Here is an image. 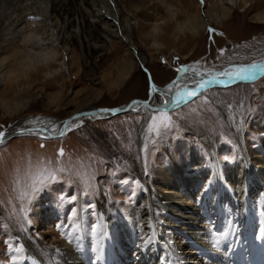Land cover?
<instances>
[{"label": "rangeland", "instance_id": "374dc122", "mask_svg": "<svg viewBox=\"0 0 264 264\" xmlns=\"http://www.w3.org/2000/svg\"><path fill=\"white\" fill-rule=\"evenodd\" d=\"M169 1L173 9L180 7L183 2V0ZM129 2L130 0L122 1L120 3L122 9L128 11ZM184 3L189 6L187 13H178V21L171 18L170 25L163 26L161 38L167 45L163 53L159 49H154L153 45H144L142 28L137 29H142L141 33L135 32L137 42L143 46L147 54L148 52L152 54V62L163 68L167 76L164 84L176 75L172 71L178 66L174 61L175 56L180 57V64H189L206 58L202 61V66L210 70H222L230 63H251L264 58V19L260 16L264 17V0H237L236 6L226 16L216 22L208 23L200 33L186 30L185 34L178 36L177 22L184 21L197 13L207 19L206 11L211 8L208 0H205L203 5L200 0H184ZM158 4L160 15L156 17L170 18L167 8L161 3ZM215 9L213 12L223 14V11ZM42 20L45 19L42 17ZM139 21L146 24L143 20ZM160 21L162 22L163 19ZM209 27L218 30L217 33L212 34L211 40L207 32ZM111 41L117 43L118 38L112 37ZM117 45H119L117 49L119 54L124 55L127 48L125 44L117 43ZM19 48L23 46L5 39L0 33V53L6 51L7 54L12 55ZM109 48L111 51L110 45ZM220 48L226 51L220 59H217ZM35 49L40 50L37 46ZM60 55L63 59V50ZM162 60H167V64L162 63ZM82 66L80 70L77 67L70 69L65 67L61 76L57 74L47 76V70L43 67L38 70L32 69L30 75L23 77L7 95L1 94L6 91L7 85L1 86L0 125L6 126L7 134L21 128L28 129L44 119H64L87 106L114 108L124 106L132 98L149 99V81L141 67L139 70L144 73L145 78L142 84L138 85L140 88L134 89L127 81L120 86L110 87V83L118 81L122 75L120 62L114 57L99 58L87 66L83 62ZM30 82L33 84L31 87ZM216 96L221 98V105L234 114L241 123L244 141L242 145L245 149L240 145L219 109ZM7 109L14 111L9 113ZM170 115L178 128L163 141L146 136L145 133L142 137L139 136V128L145 117V114L139 111H124L107 117H84L83 125L68 132L64 137L41 139L40 135L28 132L11 135L5 140V144L0 145V224H2L0 262L11 264L10 254L6 252V236L19 237L25 246L24 251L15 253L18 264H26L29 261L27 239L49 244L45 239L48 231H53L56 241L63 240L72 244L73 235H80L83 238L88 234L87 237H91L89 240L95 239L96 244L99 240L97 225L102 221V208L106 207L109 215L117 220L118 226L132 222L135 207L145 201L148 191L146 184L157 187L156 172L163 166L166 167L176 160L180 169L189 173L193 168L191 159L195 149L198 156L204 157V171L208 173L212 169L207 144L209 140L218 142L217 156L225 168L237 167L245 153L249 155V161L261 166L256 158L264 155V141L262 142L259 132V123L264 117V77L255 82H240L233 86L220 87L219 90H210L187 106L171 111ZM33 119L35 123H28ZM153 139L156 140L155 144L152 143ZM42 144L44 147H41ZM61 147L65 150L63 157L59 156ZM101 161H111V163H100ZM49 164L52 167H64L68 171L59 174L61 181L64 182L55 183L39 197L31 216L32 226H29L24 211L29 201L24 198V193L30 190L32 175L39 168ZM138 164L142 169L141 176L135 171L138 169ZM109 171L116 174L106 175ZM84 177L91 178L90 186L85 187ZM74 187L77 199L72 201ZM81 189L90 195L82 194ZM236 199L242 201L246 200V197H236ZM224 203L229 213L226 210L222 213L229 220L232 219L231 221L237 220L236 212L230 211L227 202ZM65 207L69 209L68 213L72 208L77 210L78 233L76 227L62 217ZM43 211H52L56 214L49 226L42 220ZM211 219L215 220V217L212 216ZM137 236L138 234L132 231L127 239L124 238L127 242L124 239H119L118 242L122 245L129 244L143 248V241L140 235L139 238ZM193 238L188 236L184 240L190 243L189 239ZM95 244L87 246L88 252L90 248L94 249ZM194 248V246L189 247L187 252L192 249V253H195L194 250L197 249ZM181 261L186 260L181 258Z\"/></svg>", "mask_w": 264, "mask_h": 264}, {"label": "bare ground", "instance_id": "6f19581e", "mask_svg": "<svg viewBox=\"0 0 264 264\" xmlns=\"http://www.w3.org/2000/svg\"><path fill=\"white\" fill-rule=\"evenodd\" d=\"M122 1L124 0H0V33L5 39L23 46L12 55L7 54L6 51L0 53V87L7 85L6 91L1 94H9L23 77L30 75L29 72L32 69L38 70L43 67L47 70V76L56 74L61 76L65 67L68 69L77 67L80 70L83 67V62L87 66L94 63V60L106 57L118 59L122 72L121 79L110 83V87L120 86L127 81L131 88H140L138 85H141L145 78L144 73L139 70L141 64L149 70L157 85L166 86L168 81L164 84L167 76H165L163 68L152 62V54L150 52L147 54L143 46L137 42L135 32L141 33L143 29L142 38L144 37V39L142 42L144 45H153L154 49H159L163 53V49L167 46L161 38L163 26L170 25L171 18L178 21V13H187L189 6L184 3V0L180 4L181 6L175 7V9L169 0H130V9L125 11L120 5ZM208 1L211 3V8L206 11L207 19L197 13L190 15L191 17L184 21L177 22L178 36L185 34L186 30L200 33L208 23L216 22L226 16L237 3V0ZM158 3L167 8L170 18L156 17L160 15ZM213 9L223 11V14L213 12ZM40 14L42 16H39ZM32 16H38L39 20H31ZM260 16L261 19H264L262 15ZM42 17L45 20H42ZM139 20H143L146 24H142ZM39 21L45 22L40 23ZM138 28L142 29L137 30ZM112 37L118 38V44H125L127 48L124 55L119 54L120 52L117 50L119 45L111 41ZM36 46L40 50L37 51ZM61 50L64 52L63 59L60 55ZM254 62H264V58ZM58 64L60 66H57ZM186 82L191 83L187 80L181 81L178 87L183 86ZM234 84L217 85L208 91L219 90L220 87H229ZM32 85L30 82V87ZM208 91L201 95H206ZM215 100L240 145L245 149L242 145L244 141L241 123L237 122L234 114L221 105L219 96H216ZM131 102L125 105L129 108ZM160 103V99L157 98L156 104ZM101 108L113 107L87 106L64 119H44L28 129L51 128L54 124H59L83 111L95 112V117L110 116L97 111ZM135 109H139V112L145 115H151L149 110L142 105H135L133 110L126 111L132 112L136 111ZM13 111L7 109L9 113ZM259 125L263 142L264 117ZM144 127H146L145 120L139 128L140 137L144 134L142 131ZM59 131L60 128H57L56 137H59ZM17 134H21L20 129L13 135ZM9 135H6L5 140L11 137ZM37 135L51 136L53 134L44 132ZM211 141H207V144L211 156L209 163L212 169L208 173L204 171V157L198 156L195 149H193L194 154L191 159L193 168L189 173L182 171L176 160L170 162L166 167L163 166L156 172L157 187L146 184L148 191L145 201L135 207L132 222L118 226L117 220L109 215L106 207L102 208V224L105 231L102 260L95 259L96 252L81 261L75 259V255L83 249V238L76 235V239H73L72 244H69L63 240L56 241L53 231H48L45 239L49 244L44 241L38 243L31 238L27 239L29 261L26 264H177V262L182 264L181 258L185 259L186 261L183 263L187 264H231L232 261L235 264H248L245 261L247 258L250 261L253 253L246 248L249 243L247 240L245 241L247 235L238 233L236 228L229 225V219L222 213L223 210L221 213H218V210L214 212L217 207L215 203H232L233 212L242 216L250 215L252 221L256 219L262 221L261 226L263 227L264 155L261 158H256L257 163L261 166L249 161V155L245 153L237 167L225 168L217 156L218 142ZM137 167L138 169L135 171L141 176V166L138 164ZM236 197H246V200L241 201ZM64 211L62 217L67 220L69 209L65 207ZM41 215L44 224L49 226L56 214L52 211H43ZM212 216L215 217V220L211 219ZM149 224L153 226L156 237L149 247L121 245L118 242L119 239L123 240L132 231L140 237L147 236L150 231L147 227ZM83 233L85 234V230ZM176 234H178L177 237H174ZM188 236L198 237V241L195 243L200 242V244H193L191 239L189 241L192 244L185 241L184 239H187ZM260 236L259 259L256 263L253 261L249 264H264V229ZM124 241L126 240L124 239ZM98 243L99 240L96 244L98 245ZM193 246H199L197 250H194L196 252L192 253V249L187 252V249ZM191 257L193 258L191 259Z\"/></svg>", "mask_w": 264, "mask_h": 264}, {"label": "snow or ice", "instance_id": "6c2138e0", "mask_svg": "<svg viewBox=\"0 0 264 264\" xmlns=\"http://www.w3.org/2000/svg\"><path fill=\"white\" fill-rule=\"evenodd\" d=\"M203 5L205 0H200ZM31 19H37V17H31ZM217 29L209 27L207 32L209 34V39H212V34L217 33ZM223 35V33H220ZM214 43V40H213ZM226 49L220 48L218 50L219 55L217 59H220L225 53ZM180 57L175 56L174 61L178 64L177 67L173 68L172 71L176 73L169 82L164 87L157 85L156 81L152 77L149 70L141 64V70L145 72L149 81V91L147 100L136 99L131 102L128 109L123 108H101L98 112L103 113H119L126 110H133V106L142 105L144 108L149 110L151 115L146 114L144 117L146 127L142 128V131L149 137H155L161 141L169 138L170 133L178 128L177 123L170 115V111L178 109L182 106H187L195 98L199 97L202 93L207 92L210 88L214 86H228L237 82H255L257 79L264 77V62H252V63H230L228 67L222 68V70H210L202 66V60L194 61L189 64H180ZM167 64V60L161 61ZM190 81L191 83H184L183 86L178 87L181 81ZM160 99L161 103L156 104V99ZM152 105V107H149ZM139 111V109H135ZM96 113L91 111L79 112L76 115L65 119L59 124H54L51 128H41L37 130L32 129H20V133L31 132L32 134L50 132L51 136H41V139H52L56 137V129L60 128L59 137H64L66 133L72 132L75 129L81 127L84 123V117H92ZM251 115V114H250ZM246 121V118H245ZM78 122V123H77ZM239 122V121H237ZM28 123H35V120H29ZM51 123V121H49ZM7 135V130L5 125H0V145L5 144V137ZM152 143L155 144L156 140L153 139ZM41 147H44L42 144ZM147 148V145H144ZM65 155V150L63 147L59 149V156L63 157ZM100 163H111V161H101ZM146 166V165H145ZM68 169L64 167H52L51 164L45 167L39 168L31 178V183L29 185V191L24 193V198L29 201L28 206L24 209L27 215V223L32 226L31 216L35 211V204L39 201V197L43 195L44 192L48 191L49 188L61 181L59 176L60 173H66ZM116 173L109 171L106 175H115ZM147 175V172L145 173ZM83 183L85 187L90 186L91 178L84 177ZM107 181H105V184ZM76 188L73 189V195L71 197L72 201L77 199ZM81 193L84 195H90V193H85L81 189ZM91 205V201H89ZM68 222L76 227V232L79 231V225L77 223V210L72 208L69 212ZM64 227V225H60ZM99 231H97V236L99 238V243L96 249V260H102L103 253V237L105 236V231L103 224L97 225ZM149 233L147 236H141L140 239L143 241V246H150L156 239L155 233L153 231V226L149 224ZM2 228V224H0ZM23 230V229H22ZM72 239H76L73 235ZM11 241V243L9 242ZM6 252L10 254L11 264H18V257L15 253L25 250V246L21 242L19 237H8L6 236ZM178 264V262H177Z\"/></svg>", "mask_w": 264, "mask_h": 264}, {"label": "water", "instance_id": "95a60500", "mask_svg": "<svg viewBox=\"0 0 264 264\" xmlns=\"http://www.w3.org/2000/svg\"><path fill=\"white\" fill-rule=\"evenodd\" d=\"M134 99H136V98H132L131 100H129V102H131ZM114 108H116V107H114ZM118 108L128 109L127 105L122 106V107H118ZM122 112H124V111H122ZM119 113H121V112H119ZM114 114H116V113H114ZM107 115H113V113H107ZM13 134H14V132H12L9 136H11Z\"/></svg>", "mask_w": 264, "mask_h": 264}]
</instances>
